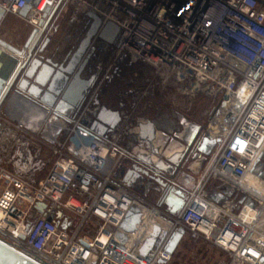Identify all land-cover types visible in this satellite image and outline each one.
<instances>
[{
  "label": "built area",
  "instance_id": "built-area-1",
  "mask_svg": "<svg viewBox=\"0 0 264 264\" xmlns=\"http://www.w3.org/2000/svg\"><path fill=\"white\" fill-rule=\"evenodd\" d=\"M68 5L75 6L72 22L86 15L91 28L98 21L93 41L113 50V63L152 65L164 78L174 76L183 94L220 97L208 126L219 146L178 211L139 196L130 178L144 193L160 195L157 180L185 188L119 144L116 129L98 135L83 123L92 120L88 110L109 69L97 77L81 111L69 118L54 114L65 123L49 143L55 160L44 178L31 180L0 164V236L43 264H165L173 235L184 229L225 250L231 264H264L258 226L264 191L246 187L264 153V0H0V19L16 15L36 27ZM108 23L118 27L113 42L99 36ZM244 89L249 95L242 98ZM238 141L246 142L243 152ZM138 147L152 144L144 140ZM214 182L235 189L224 203L208 197ZM133 207L141 220L126 231L121 225ZM156 227V242L146 246Z\"/></svg>",
  "mask_w": 264,
  "mask_h": 264
},
{
  "label": "crops",
  "instance_id": "crops-1",
  "mask_svg": "<svg viewBox=\"0 0 264 264\" xmlns=\"http://www.w3.org/2000/svg\"><path fill=\"white\" fill-rule=\"evenodd\" d=\"M65 13H67V10L62 12L61 15L63 16ZM9 17L14 18L12 15H7L5 19ZM89 18V16L84 15L79 23L80 25L76 27L77 29L69 30L68 28L64 42L58 44L57 41H53V38L60 27L62 17L57 20V16L49 24L46 33L36 47L37 49L20 73L19 85L24 79L27 80V85L23 88L16 86L0 108V164L3 167L25 177L46 175L50 170L55 160V154L49 143L52 138L56 137L58 129L63 126L65 121L56 119L54 115L55 104L49 105L44 99L50 100L53 95L55 96L52 90H56L60 84L54 77L60 66L64 68L71 66L73 54L78 49L88 27L91 26L88 25ZM93 21L94 25L97 20L94 19ZM34 27L35 25H33ZM32 30L27 32L26 40ZM69 33L70 35H68ZM92 45L97 46L98 49L93 57V62L90 61L82 73L83 78H89L94 74L101 78L115 65L113 62L109 64L105 60L106 57L103 58L102 40L92 41ZM42 46L44 48L41 51ZM22 47L23 45L19 48ZM91 48L85 52L83 58H86ZM97 54H100L99 57H97ZM34 59L40 60L41 64L37 65L32 77H27L26 73L31 68ZM122 62L123 60L118 61L119 64L123 65ZM43 65H48L53 69L48 76L41 74ZM115 68L117 71L118 67ZM108 79H112L110 73ZM149 79L146 80L149 81ZM102 89L103 86L96 95L97 103L94 104L93 109L100 111L105 108L107 111L119 113L120 119L115 128L121 134L119 144L130 152L139 155V157L143 156V160L148 163L154 164L160 158L163 159L169 171L175 173V176H172L173 181L185 188L182 193L184 197H187V191L193 190L201 180L219 141L204 130L199 133L201 125L187 119L176 120L168 115L169 121L160 122L159 115L162 112H158L155 117L141 114L139 111H137L138 115L136 116L129 113L128 105L124 102L127 97L124 94L133 96L136 93L134 89L121 93V98L117 104H114L111 98L108 97L107 92H103ZM133 105L132 113L136 111L135 104ZM83 123L93 127V122L89 118L83 119ZM150 123L152 124L151 127ZM151 130L154 132L153 140H150L149 137ZM106 133L109 135V132ZM191 135H193L192 139H190ZM144 140L150 141L152 147L143 151L138 147V144ZM260 170L264 172V169ZM134 180L130 178L127 184L139 194ZM190 184L192 187H189ZM149 193L144 194L148 196ZM156 193L158 194V192ZM158 196L160 197L159 194ZM188 236L191 238L190 235ZM169 262L170 259L165 264Z\"/></svg>",
  "mask_w": 264,
  "mask_h": 264
},
{
  "label": "water",
  "instance_id": "water-1",
  "mask_svg": "<svg viewBox=\"0 0 264 264\" xmlns=\"http://www.w3.org/2000/svg\"><path fill=\"white\" fill-rule=\"evenodd\" d=\"M29 10L26 6L21 10V15L25 16ZM50 18L39 21L38 26L34 27L30 36L26 40L24 46L19 48L9 41L0 37V108L6 102L11 91L17 87H25L27 85V80L24 79L19 85L18 78L22 70L26 67L28 60L33 55V52L37 49V45L40 39L45 34L47 27L49 25ZM98 23L95 24V29H93L90 36L96 33V28ZM118 31V27L114 23H108L99 36L106 40L107 42H113L115 35ZM90 36L87 41L83 42L82 45L76 50L71 59V66L62 67L60 66L54 79L59 82V87L56 90H52L55 93L50 100L44 99L49 105L55 104V115L57 117L69 118L72 115L77 114L81 111L88 99L90 92L92 91L96 80L97 74L92 75L89 78H83L82 73L86 69L89 63V56L83 58L87 48L91 42ZM44 46L41 47V51ZM23 59V60H22ZM41 64V61L34 59L31 68L27 71L26 76L32 77L36 70L37 65ZM53 69L48 65H43V70L41 74L49 75ZM18 81V82H17ZM43 83V82H42ZM97 103V102H95ZM119 113L107 111L105 108L100 111L88 110V116L92 118L93 127L91 128L98 135H102L107 130H114L120 119ZM152 124L150 123V127ZM153 130L150 131V140L154 138ZM140 158H144L143 156ZM260 162L258 166L253 168V172H256L261 178L264 179V172L260 169L264 168V153L260 156ZM159 168H163L157 163H154ZM136 174H139L137 172ZM160 188L159 193L160 204H167L172 207V210L178 211L184 204L183 193L176 189L172 184H167L161 180H157ZM235 189L221 184L219 182H214L207 187L208 197L218 203H224L228 198L234 193ZM45 204L40 203L39 208L43 210ZM141 220V212L138 207H133L128 213L126 219L122 223V228L126 231H133L136 229L137 224ZM159 229L156 227L155 232L150 239L146 241V246L153 245L156 241V237L159 236ZM185 234L184 229H180L176 232L168 247L167 251L172 254L176 249L178 243ZM120 238L125 240V235L120 233ZM142 252L146 253L145 248ZM0 264H43L31 254L24 252L9 241L0 236Z\"/></svg>",
  "mask_w": 264,
  "mask_h": 264
},
{
  "label": "rangeland",
  "instance_id": "rangeland-1",
  "mask_svg": "<svg viewBox=\"0 0 264 264\" xmlns=\"http://www.w3.org/2000/svg\"><path fill=\"white\" fill-rule=\"evenodd\" d=\"M74 8V5H68L66 9L67 13L63 16L61 14L58 15L57 20L62 17V22L53 38V41H57L58 44L64 42V37L68 28L69 30H73L77 29L76 27L80 25L79 22H72ZM12 16H14V18L9 17L0 20V37L17 47L24 46L27 32L34 29L33 24L16 15ZM79 19L82 18L79 17ZM68 35H70V33ZM112 52L113 50L111 49L109 52H103L102 54L103 58L106 57L105 60L108 61L109 64L112 62V57L114 56ZM99 55L100 54H97V57H99ZM92 62L93 58L91 59V63ZM129 62V60H124L122 62L123 65L117 62L110 71L112 79H107L103 84V92H107L108 97L111 98L114 104L118 103V100L121 98V93L134 89L136 93L133 94V96L131 94H124L125 97H127L124 102L128 105L129 113L135 114L136 116L138 115L137 111H139L141 114L155 117L158 112H162L161 114H167L169 117L176 120L187 119L191 122H196L201 125L199 133H202L203 130L209 133L208 126L210 115L218 108L220 97H213L207 95L205 92L183 94L174 76H170L166 79L164 75H161V71L152 65H131ZM115 67H118L117 71ZM147 78H150L149 81L146 80ZM133 104H135L136 109L134 113H132ZM218 146L219 143L216 145L215 152ZM162 170L171 178L173 175L175 176V173L170 172L167 167L162 168ZM256 176L258 175H251L249 177V187H256L264 191V184H260L261 182L257 181ZM44 177L45 175H37L35 177L28 176L27 178L39 181ZM189 187H192V185L190 184ZM142 190L143 189L138 188L139 196L145 197L148 202L152 204L158 205L160 203V197L155 190H151L148 196H145ZM162 206L165 207L166 205ZM258 226L259 229L264 232V212ZM84 232L88 234L93 233V231L89 229H85ZM184 235L186 236L180 241L176 250L170 257V262L168 264H223V262H225V264H231L229 254L222 248L204 239L195 240L190 238L188 232Z\"/></svg>",
  "mask_w": 264,
  "mask_h": 264
},
{
  "label": "flooded vegetation",
  "instance_id": "flooded-vegetation-1",
  "mask_svg": "<svg viewBox=\"0 0 264 264\" xmlns=\"http://www.w3.org/2000/svg\"><path fill=\"white\" fill-rule=\"evenodd\" d=\"M97 23H98V21H97L95 24H97ZM95 24L92 26V28H88V29H87V32H86L85 36H84V37L81 39V41H80V45H82L83 42L87 41V38H88V37L90 36V34L92 33L93 29H95ZM94 35H95V34H93V36H90L91 42H90V44H89V46H88V48H87V50H88L90 47H92L91 50L87 53V56H89V60H90V61H91V59L95 56V54H96V52H97V49H98L97 46L92 45V41H93ZM80 45H79V46H80ZM78 48H79V47H78ZM90 61H89V62H90ZM97 77H98V75H97ZM159 119L161 120L160 122H167V121H169V120H168V115H167V114H160V115H159ZM192 137H193V135L190 136V139H192ZM157 164L160 165V166L163 167V168L166 167L165 161H164L163 159L159 160V161L157 162Z\"/></svg>",
  "mask_w": 264,
  "mask_h": 264
},
{
  "label": "clouds",
  "instance_id": "clouds-1",
  "mask_svg": "<svg viewBox=\"0 0 264 264\" xmlns=\"http://www.w3.org/2000/svg\"><path fill=\"white\" fill-rule=\"evenodd\" d=\"M247 95H249V93H247V90L246 89H244V90H242L241 92H240V96L243 98V97H246ZM238 143V145H239V151H241V152H243L244 151V149H245V147H246V142H244V141H238L237 142ZM9 199H11V197H9ZM5 207H7V205H5ZM229 238H231V236L229 235Z\"/></svg>",
  "mask_w": 264,
  "mask_h": 264
},
{
  "label": "bare ground",
  "instance_id": "bare-ground-1",
  "mask_svg": "<svg viewBox=\"0 0 264 264\" xmlns=\"http://www.w3.org/2000/svg\"><path fill=\"white\" fill-rule=\"evenodd\" d=\"M0 18H1V16H0ZM0 20H1V19H0ZM250 176H251V175H249V177H250ZM249 177H248V179H249ZM248 179H247V180H248ZM246 187H247V188H250L249 185H248V181H247V185H246ZM0 217H1V213H0Z\"/></svg>",
  "mask_w": 264,
  "mask_h": 264
}]
</instances>
